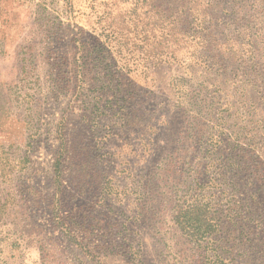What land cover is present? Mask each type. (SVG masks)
<instances>
[{
    "label": "rangeland",
    "instance_id": "374dc122",
    "mask_svg": "<svg viewBox=\"0 0 264 264\" xmlns=\"http://www.w3.org/2000/svg\"><path fill=\"white\" fill-rule=\"evenodd\" d=\"M221 1L224 69L167 0H0V264H264V0Z\"/></svg>",
    "mask_w": 264,
    "mask_h": 264
},
{
    "label": "trees",
    "instance_id": "16d2710c",
    "mask_svg": "<svg viewBox=\"0 0 264 264\" xmlns=\"http://www.w3.org/2000/svg\"><path fill=\"white\" fill-rule=\"evenodd\" d=\"M168 7L170 9L171 27L170 30L184 34V53H177L172 51V60L178 61L185 60L205 63L216 69L226 68L228 64H231L232 60H236L238 65L242 64L243 59L238 55H234L228 44L232 41L219 40L216 35L217 23H214L213 19L216 17L213 15L215 11H203L199 7H224L227 2L222 4L221 0H167ZM180 9V13H184L182 17L176 14L177 8ZM230 7V4L227 6ZM184 8V9H183ZM211 16V21L201 22V14ZM183 23L178 25L177 23ZM230 54H233L230 58ZM183 56V57H182ZM239 57V58H238ZM177 225L181 229L192 228L195 231L190 234L191 237L197 239L203 237L206 233H211L215 224L213 218L209 216V212L203 204L199 202L189 203L187 206H180L176 215H174Z\"/></svg>",
    "mask_w": 264,
    "mask_h": 264
}]
</instances>
